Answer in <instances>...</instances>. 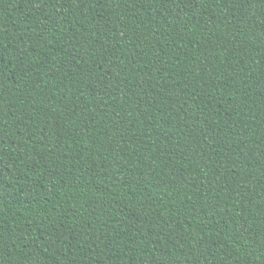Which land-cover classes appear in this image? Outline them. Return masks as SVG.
Segmentation results:
<instances>
[{"label":"trees","instance_id":"obj_1","mask_svg":"<svg viewBox=\"0 0 264 264\" xmlns=\"http://www.w3.org/2000/svg\"><path fill=\"white\" fill-rule=\"evenodd\" d=\"M0 264H264V0H0Z\"/></svg>","mask_w":264,"mask_h":264}]
</instances>
